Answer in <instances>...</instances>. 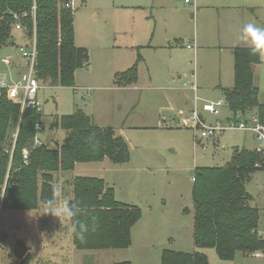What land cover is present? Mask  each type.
<instances>
[{
    "label": "rangeland",
    "instance_id": "rangeland-1",
    "mask_svg": "<svg viewBox=\"0 0 264 264\" xmlns=\"http://www.w3.org/2000/svg\"><path fill=\"white\" fill-rule=\"evenodd\" d=\"M73 2L74 40L77 46L88 49L90 64L76 70L72 86L42 83L38 138L52 149L59 148L68 131L52 129V124L57 117L77 109L92 116L98 126L113 127L126 140L130 160L116 164L104 158L54 173L55 184L62 188L60 201L72 198L77 177H96L114 188L117 200L139 205L143 215L132 228L128 248L82 250L74 245L70 223L45 214L43 205L37 211L5 210L0 205V264H21L16 252L18 241L27 247L24 257H30L28 264H161L164 250L201 251L209 264H264V256L254 253L238 251L234 259L223 260L215 248L198 249L194 244L196 170L226 166L235 149L256 147L253 135L243 130L227 129L202 138V129L182 123L194 109L207 125L221 122L226 126L234 118L222 91L234 84V52L215 45L222 31L215 8L195 14L196 0L191 5L184 0ZM220 11L227 13L223 8ZM194 34L199 38L196 44L191 43ZM12 35L15 42L0 49V86L2 82L16 83L28 72L27 68L22 71L27 62L21 51L24 34L14 28ZM178 38L182 43L175 47L160 45ZM190 44L196 56L188 49ZM3 58H10L12 65L5 64ZM260 60L254 65V83L264 102V57ZM137 61V83L118 87L116 73ZM18 62L23 64L21 69L15 66ZM192 83L198 87L197 100L190 90ZM219 99L227 107L220 108L218 115L202 110L205 104ZM252 112L246 116L255 115ZM14 137L9 131L8 141ZM245 189L248 205L259 210L257 236L264 237V170L254 173Z\"/></svg>",
    "mask_w": 264,
    "mask_h": 264
},
{
    "label": "trees",
    "instance_id": "trees-1",
    "mask_svg": "<svg viewBox=\"0 0 264 264\" xmlns=\"http://www.w3.org/2000/svg\"><path fill=\"white\" fill-rule=\"evenodd\" d=\"M69 1L0 0V49L10 45V40L12 44L15 42L12 30L18 20L14 14L27 13L20 22L26 28L22 31L26 43L32 40L36 27V77L50 86L74 85L76 70L90 64L88 49L75 43V10L66 6ZM260 62V56L253 55L249 47L234 48V85L222 91L234 117L239 114L247 117L255 110L264 125V102L260 101V90L254 83V65ZM137 81L138 61L115 75L118 87ZM40 123L36 108L22 111L21 102L11 99L7 88L0 86V205L5 210L37 211L51 197L56 185L54 173L73 170L77 163L108 158L121 164L130 160L126 140L113 127L98 126L82 109L57 117L52 124V129L62 127L68 131L59 148L52 149L44 143L36 145ZM9 131L15 134L11 142ZM259 170H264V153L245 147L235 149L226 166L196 170L193 186L196 248H215L223 260L234 259L238 251L246 254L264 250V238L256 233L259 210L248 205L250 199L245 189ZM72 187L69 201H79L85 209L77 219L89 225L86 239L81 240L73 233L75 247L128 248L132 228L143 215L141 207L117 200L114 188L101 178L80 176ZM26 251L25 243L18 241L16 252L21 264L30 260L29 256L24 257ZM161 264H209V259L201 251L164 250Z\"/></svg>",
    "mask_w": 264,
    "mask_h": 264
},
{
    "label": "built area",
    "instance_id": "built-area-1",
    "mask_svg": "<svg viewBox=\"0 0 264 264\" xmlns=\"http://www.w3.org/2000/svg\"><path fill=\"white\" fill-rule=\"evenodd\" d=\"M189 2L190 0H185ZM74 2L70 0L66 6L73 8ZM36 5L33 6L32 16L35 18ZM27 16V13H15L14 17L18 22L15 24L16 29L21 31H26V28L20 22L21 18ZM190 47V46H189ZM23 58L27 61V73H24L21 80L10 85L2 83V87H6L8 90V96L11 99L18 100L22 104V111L26 108H36L38 113L42 112V102L39 98V92L42 88L41 81L36 77L35 66L38 56L37 43H36V27L34 25V36L29 43L24 42V45L21 47ZM3 62L7 65L11 64L10 58L3 59ZM193 90L197 91V86L192 85ZM197 99V98H196ZM225 108L226 104L222 99H219L217 102L207 103L203 106L202 110L209 112L212 115H218L220 113V108ZM183 125L193 129H202L201 137H214L219 132L227 129H236L243 130L251 133L256 141L258 142L257 150L264 153V125L260 122L258 115H253L251 117H234L229 120V124L224 126L221 122H218L216 125H207L205 119L199 113L197 109H194L190 116L185 118ZM41 123L38 124V130H41ZM41 144L39 138L36 139V145ZM28 155V151H25V156ZM195 180V177L194 179ZM264 238V237H263ZM256 257H263L264 251L253 252ZM248 254H252L247 252Z\"/></svg>",
    "mask_w": 264,
    "mask_h": 264
},
{
    "label": "crops",
    "instance_id": "crops-1",
    "mask_svg": "<svg viewBox=\"0 0 264 264\" xmlns=\"http://www.w3.org/2000/svg\"><path fill=\"white\" fill-rule=\"evenodd\" d=\"M217 1L218 0H214V2H211V0H206L207 4L203 5V0H200L201 3L199 4L197 3V0H196L195 4L193 5L195 9L194 10L195 14H201L203 9L209 10L210 8L211 9L215 8V12H217L218 14V21L222 22L221 35L218 36L215 42V45H217V47H220L222 51L230 50L232 53L234 52V48L236 47H248L244 45L239 39L241 30L243 29L244 25L248 23H253L259 27H264V0H219L218 2ZM184 2L188 5L192 4V0H190L189 2H186L184 0ZM156 7H162V6H156ZM221 8L226 10L225 12L227 13L222 15V13H220ZM193 16L194 14H192V17ZM186 37H189V36L186 35ZM190 37L192 40L191 42L192 44L193 43L196 44L198 42L199 38L197 34H194ZM161 43L160 45H162L164 48H172L177 45H180L182 43V39L178 38L174 42H169L168 44H161ZM139 47L140 46H138V48ZM187 47L189 50L193 51L192 50L193 47L191 44L188 45ZM193 53H194V56L197 55V51H193ZM9 65H12V62ZM22 65L23 64L19 62L17 63V65L15 64V66L18 67V69H21ZM26 68H27V63H25V65L23 66L22 71ZM19 71H20L19 75H21L22 71L21 70ZM174 71L175 70L172 69V73H174ZM179 77H182V75L180 74ZM233 80H234V65H233ZM2 83H5V82H2ZM192 85H194V83H192ZM192 85L190 86V90H192L195 93L196 98L198 99V96H197L198 88H197V91H195L193 90ZM167 88H170V87L167 86ZM252 113L255 114L256 113L255 110H253ZM184 119L182 120V123ZM255 142H256V145H255L256 146L255 149H256L258 146V142L256 141V139H255Z\"/></svg>",
    "mask_w": 264,
    "mask_h": 264
},
{
    "label": "clouds",
    "instance_id": "clouds-1",
    "mask_svg": "<svg viewBox=\"0 0 264 264\" xmlns=\"http://www.w3.org/2000/svg\"><path fill=\"white\" fill-rule=\"evenodd\" d=\"M239 39L244 45L249 47L253 55L264 57V27L248 23L241 30ZM61 195V186L53 185L51 197L42 202L45 214H50L59 220L69 222L73 233L81 240L86 239L89 225L77 219L84 214L85 209L79 201L64 200L61 203Z\"/></svg>",
    "mask_w": 264,
    "mask_h": 264
},
{
    "label": "water",
    "instance_id": "water-1",
    "mask_svg": "<svg viewBox=\"0 0 264 264\" xmlns=\"http://www.w3.org/2000/svg\"><path fill=\"white\" fill-rule=\"evenodd\" d=\"M12 42H13V40H10V41H9V44H12Z\"/></svg>",
    "mask_w": 264,
    "mask_h": 264
}]
</instances>
